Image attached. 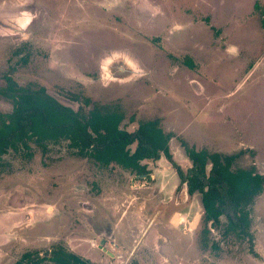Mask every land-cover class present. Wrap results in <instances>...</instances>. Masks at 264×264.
Returning a JSON list of instances; mask_svg holds the SVG:
<instances>
[{"label":"rangeland","instance_id":"374dc122","mask_svg":"<svg viewBox=\"0 0 264 264\" xmlns=\"http://www.w3.org/2000/svg\"><path fill=\"white\" fill-rule=\"evenodd\" d=\"M8 76L74 109L66 97L81 92L91 106L120 105L130 132L160 119L184 172L182 143L240 154L233 168L264 175V0H0V87ZM12 110L0 97V112ZM48 150L31 141L2 156L0 264L26 252L54 264L59 248L92 264H264V194L251 211L254 256L205 223L201 196L165 157L136 177L65 142Z\"/></svg>","mask_w":264,"mask_h":264},{"label":"trees","instance_id":"16d2710c","mask_svg":"<svg viewBox=\"0 0 264 264\" xmlns=\"http://www.w3.org/2000/svg\"><path fill=\"white\" fill-rule=\"evenodd\" d=\"M20 54L19 50L17 55ZM186 57V65L194 70L193 58ZM0 97L13 108L10 113L0 112V174L9 168L2 156L29 149L31 141L45 152L49 151L50 144L65 142L76 150V155L87 157L100 167L115 164L136 177L150 174L145 161L157 162L165 157L175 167L188 195L201 196L205 223L221 224L223 238L234 235L248 241L250 253L256 256L251 211L256 199L264 194V175L254 168H233L240 154L225 155L182 143L192 164L184 172L170 150V141L175 135L162 127L160 119L140 121L137 129L130 132L123 125L133 123L134 117L128 119L120 105L94 103L91 106V99L81 92L65 96L78 105L74 109L50 95L45 87L32 83L23 86L9 76L6 86L0 87ZM213 249L217 250L218 246L213 244ZM29 256L25 255L17 264H25L27 259L28 264L43 262L40 258L33 261ZM52 257L50 262L54 264H91L60 248Z\"/></svg>","mask_w":264,"mask_h":264},{"label":"flooded vegetation","instance_id":"af4514ba","mask_svg":"<svg viewBox=\"0 0 264 264\" xmlns=\"http://www.w3.org/2000/svg\"><path fill=\"white\" fill-rule=\"evenodd\" d=\"M185 186V185H184ZM185 189H187L186 188V186H185ZM211 225V224H210ZM104 237H102L101 238V240L104 242ZM112 241V240H111ZM111 241H109V244L110 245H112L113 246V241L111 242ZM106 244V243H105ZM96 246V250L98 251V249L99 250H103L104 251V249L106 250V248H105V246L102 244L101 246H98V244L97 245H94V247ZM107 251V250H106ZM54 252V251H53ZM52 252V253H53ZM109 253V255L113 258H115V257H117V255H115L114 253H110V252H106V254H108ZM25 255H30L29 257H31L30 259H32L33 260V257L34 258H38L36 255H32V254H30V253H27L26 252V254H24L23 256H22V258L25 256ZM21 258V259H22ZM83 259V258H82ZM86 259H88V258H86ZM83 260H85V259H83ZM93 260V259H92ZM33 261H36V259H34ZM88 261L92 264L93 262L91 261V259H88ZM24 262H26V263H30V260L29 259H27V261L26 260H24Z\"/></svg>","mask_w":264,"mask_h":264},{"label":"water","instance_id":"95a60500","mask_svg":"<svg viewBox=\"0 0 264 264\" xmlns=\"http://www.w3.org/2000/svg\"><path fill=\"white\" fill-rule=\"evenodd\" d=\"M176 216H179L178 214H175V216L174 217H176ZM174 217H173V219H174ZM200 215H198L196 218H195V220H194V225H195V223L196 222H198V219H200ZM174 223H177L176 221H174ZM106 251V250H105ZM109 254V253H108Z\"/></svg>","mask_w":264,"mask_h":264},{"label":"bare ground","instance_id":"6f19581e","mask_svg":"<svg viewBox=\"0 0 264 264\" xmlns=\"http://www.w3.org/2000/svg\"><path fill=\"white\" fill-rule=\"evenodd\" d=\"M174 221H178V218H175Z\"/></svg>","mask_w":264,"mask_h":264}]
</instances>
